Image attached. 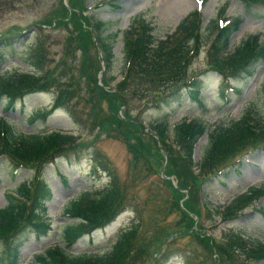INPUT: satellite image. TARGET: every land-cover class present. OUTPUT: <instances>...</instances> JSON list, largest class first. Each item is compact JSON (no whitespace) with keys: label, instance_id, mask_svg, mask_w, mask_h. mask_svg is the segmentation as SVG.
Here are the masks:
<instances>
[{"label":"rangeland","instance_id":"374dc122","mask_svg":"<svg viewBox=\"0 0 264 264\" xmlns=\"http://www.w3.org/2000/svg\"><path fill=\"white\" fill-rule=\"evenodd\" d=\"M71 2L72 0H68ZM66 0H0V74L8 70L27 71L33 78H40L50 83L47 89L17 100L10 107L8 97L0 98V117H6L18 131L50 132L59 130L71 135V143L60 154L63 157L45 161L43 168H17L7 157L0 156V209L8 205V193L16 189L21 182L31 179L37 173L42 174L52 188V198L46 201L44 215L49 226L39 232L30 227L18 237L17 258L12 263L6 257V245L0 241V258L3 264H31L36 254L51 246L60 245L70 252L98 253L111 249L123 230L136 233L139 243L150 247L149 254L137 264H152L162 256V264H188L191 257L193 264H224L222 255L200 241L197 235H167L166 243L153 257L155 244L163 234L161 230L184 231L181 216L159 206L162 199L174 201L167 178L161 176L165 159L156 154L154 140L146 134L145 125L156 120L167 119L173 125L183 119H198L206 124L207 133L199 137L194 148V161L204 155V148L209 142L210 133L240 119L246 109L264 106V61L251 66L250 73L242 72L239 77L222 76L219 73L202 74L198 99L189 94L187 88L173 95L162 107H156V101H146L151 95H164L168 90L147 86L138 89L130 104L121 114H111L110 103L105 92H96L99 82L102 58L95 45V36L81 30L75 22L64 17L70 12L62 9ZM78 9H85L87 15L112 21L111 30L118 31L129 27L134 16L143 14L153 27L157 39L171 35L180 22L194 10H199L205 27L212 19L225 18V23L241 16L244 21L231 37L235 46L252 35H259L264 41V0L247 5L243 0H78ZM70 5V4H69ZM71 7V6H70ZM224 10V11H223ZM223 11V12H222ZM121 36L118 37L114 54L121 55ZM201 39L202 43H206ZM42 47L41 63L31 65L22 61L31 48ZM210 41L202 46L193 58V64L187 71V78L200 74L209 67L207 50ZM122 61L118 58L112 68L104 72L115 86L123 74ZM98 76V78H97ZM50 81V82H49ZM130 89H136L133 82ZM110 89V88H109ZM150 92V94L146 93ZM158 93V94H157ZM145 103V104H144ZM112 115V116H111ZM136 118L141 121V148L137 149L136 139L127 142L129 127L122 124L117 128L119 118ZM264 126V124L262 123ZM145 127V128H144ZM156 137V136H155ZM157 138V137H156ZM135 144L136 146H130ZM167 144L175 147L171 141ZM157 145L164 152L162 143ZM150 148H148V147ZM183 156L184 152L179 153ZM97 156L98 158H95ZM103 164L104 172L98 167ZM159 168V171L155 170ZM116 182L124 202L116 207L115 219L106 227L100 228L81 237L72 246L64 240V228L73 219L63 214L64 207L74 197H80L84 191L101 189L105 193L107 184ZM264 185V148L252 152L242 160L240 168L231 166L225 172L204 181L199 187L197 199L202 208L197 230L202 236L209 231L215 242L223 244L231 232L245 235L250 239L264 243V195L235 219L226 220L216 213L240 193L250 187ZM198 202V201H197ZM13 245V243H12ZM229 252V260L237 264H264V259L250 260L244 257L241 249ZM226 259V255H224ZM7 262V263H6Z\"/></svg>","mask_w":264,"mask_h":264},{"label":"trees","instance_id":"16d2710c","mask_svg":"<svg viewBox=\"0 0 264 264\" xmlns=\"http://www.w3.org/2000/svg\"><path fill=\"white\" fill-rule=\"evenodd\" d=\"M245 1L250 5L252 2L261 0ZM69 4L73 8L79 7L78 0H72ZM62 9L70 12L68 16L64 15V17L72 19L81 30L96 35L99 46L104 52L108 70L112 68L116 59L121 58L120 68L123 79L117 83L115 89H105L98 82L95 85L96 92L101 91L108 94L105 99L110 103L111 114H118L119 109L123 105L128 106L131 98H134L131 94L135 95L138 89L146 88L151 84L153 86L161 85L156 87L157 92H160L163 87L168 90L159 99L155 94L151 95L150 99H145L149 102L156 101V107H161L184 87H188L190 94L198 99L199 87L203 80L202 74L216 72L222 76L239 77L242 72L250 73L254 63L264 61V41L260 39L259 35L248 36L241 43L231 47V36L242 23L241 17L233 19L225 26L220 25L219 19H213L203 27L202 14L199 11H194L182 20L173 34L165 39H157L152 33L153 27L150 22L142 15H137L133 18L128 29L122 32V51L121 55L116 57L114 46L119 32L111 30L112 21L101 20L94 15H86L84 14L85 9L71 11L65 4ZM205 38L207 42L202 43L201 39ZM209 41L208 69L187 78V71L193 64V58ZM41 47L40 43L37 48L30 49L26 53V59H22V61L32 66L41 63L40 56L43 53V51L39 52ZM132 82L133 86L137 88L127 90L132 88L129 86ZM103 83L112 85L109 77L108 79L104 77ZM49 84L45 80L33 78L30 74L18 69L15 72L5 70L0 74V98L8 97L10 99L7 108L27 94L47 89ZM146 93L150 94V92ZM124 114H128V112L125 111ZM116 123L118 124L117 128H121L122 124L129 127V133L126 136L127 142L136 139L137 146L134 143H129V145L136 146V150H139L141 148L140 136H135L133 132L137 133V127L141 131V121L134 117L121 118L119 116ZM262 123L264 124V106L262 110L258 111L257 107L246 109L240 119L234 120L228 125H222L210 133L209 142L204 148L203 159L195 163L193 160L194 148L199 137L207 133L206 124L198 119L191 121L184 119L172 128L166 119L150 122L151 132L158 137L156 138L151 133L146 136L154 140L156 154L162 157L159 166L163 165L162 160L165 157L157 145V140L162 143V148L168 155L166 174L175 175L178 179V187H174L170 180L165 181L170 187L174 201L162 199L161 205L165 210L181 213L183 224L180 225V228H184V231L161 230L160 232L163 234L158 240L159 246L157 247L155 244L153 255L165 243L167 235L173 236L182 233L197 235L200 241L206 243L210 249L214 248L212 245L215 243L217 252L222 255L225 261L224 264H237L230 261L227 255V253L233 252L237 258H240L237 249H241L244 257L250 260L264 259V243L254 239H250V243H247V240L244 239L245 235L239 232H231L222 245L215 242L212 236L204 231L202 232L203 237H200L201 234L197 230L202 229V226L198 223V229H195L194 217L189 213L190 211L201 216L203 206L197 199V195L198 186H201L203 181L230 165L235 166L237 161L246 154L264 148V126ZM71 140L72 137L69 133L59 130L31 133L18 131L10 120L5 117L0 118V156L7 157L17 168L38 166V170H41L44 166L43 163L59 156L71 143ZM168 141H171L175 147H170L167 144ZM181 152L185 154L182 156L179 154ZM193 166H197L198 172L195 173ZM155 170L159 171V168ZM104 189L106 194L101 195H99L100 190L85 191L80 197L71 200L64 209L65 216L76 219L75 222L67 224L64 229V238L68 245L72 246L81 236L91 233L97 227H103L115 217L113 212L124 202L122 193L116 182H111ZM181 189L189 190V197L185 199L184 207L180 203L181 199L185 197V193ZM263 194L264 187H251L222 210L218 209L217 213L223 215L224 219L236 218ZM7 195L9 203L0 209V241L6 245V257L13 263L17 258L16 248L18 247V243L14 244L15 240L29 227H35L36 230L42 232L45 227L49 226L44 218L47 211L45 203L50 199L52 193L46 179L37 173L31 179L21 182ZM212 242L213 244H211ZM149 249L150 247L146 244L139 243L136 233L126 230L121 232L109 251L73 253L60 245H55L36 254L31 264H137L146 258ZM224 255H226V259ZM2 262L0 258V264H3ZM188 264H192V262L188 260Z\"/></svg>","mask_w":264,"mask_h":264},{"label":"water","instance_id":"95a60500","mask_svg":"<svg viewBox=\"0 0 264 264\" xmlns=\"http://www.w3.org/2000/svg\"><path fill=\"white\" fill-rule=\"evenodd\" d=\"M104 68H105V64H104Z\"/></svg>","mask_w":264,"mask_h":264}]
</instances>
